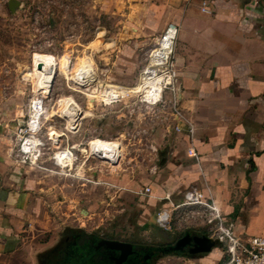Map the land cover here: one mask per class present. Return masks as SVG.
I'll return each mask as SVG.
<instances>
[{
	"label": "rangeland",
	"instance_id": "374dc122",
	"mask_svg": "<svg viewBox=\"0 0 264 264\" xmlns=\"http://www.w3.org/2000/svg\"><path fill=\"white\" fill-rule=\"evenodd\" d=\"M7 1L0 0V85L10 92L3 99L4 111L14 106L13 123L24 124L29 98L41 91L48 116L44 125L59 130L49 129L54 141L64 132V143L69 144L117 139L122 156L119 165L109 169L101 160L89 158L81 176L75 177L56 172L51 158L56 146L47 141L39 166H24L36 185L30 242L0 264H40L66 229L145 246L172 245L186 231L210 237L213 230L202 208L171 211L169 229H163L150 222V209L126 198L148 181L161 159L152 143L172 126L167 102L151 105L141 95L152 50L168 24L174 23L166 19L168 7L158 0H15L18 5L12 12ZM43 60L49 61L46 79ZM78 76L85 80L78 84ZM106 89L115 97L103 99ZM168 95L163 93V100ZM74 116L81 123L78 133L71 134L67 130L75 125ZM41 135L46 138L47 129ZM45 215L52 221L43 227ZM50 223L57 225L55 233L48 231ZM214 248L226 261V243L218 241ZM203 255L169 254L153 264H203L199 259Z\"/></svg>",
	"mask_w": 264,
	"mask_h": 264
},
{
	"label": "crops",
	"instance_id": "0c3cea01",
	"mask_svg": "<svg viewBox=\"0 0 264 264\" xmlns=\"http://www.w3.org/2000/svg\"><path fill=\"white\" fill-rule=\"evenodd\" d=\"M158 1L168 7L166 19L178 26L173 59L184 119L171 117L172 126L156 136L152 147L164 154L148 181L126 198L150 209L156 226L159 210L202 208L184 204L183 192L194 186L233 220L237 234L264 236V0ZM7 93L0 85V262L29 241L36 188L27 169L11 158L9 135L16 123L14 106L3 109ZM191 147L198 158L188 153ZM145 186L149 194L140 193ZM49 221L45 215L41 225ZM50 225L55 233L57 225ZM199 259L224 262L217 248Z\"/></svg>",
	"mask_w": 264,
	"mask_h": 264
},
{
	"label": "built area",
	"instance_id": "2783aa9c",
	"mask_svg": "<svg viewBox=\"0 0 264 264\" xmlns=\"http://www.w3.org/2000/svg\"><path fill=\"white\" fill-rule=\"evenodd\" d=\"M202 10L208 11L206 1L202 2ZM174 31L173 41L171 43L170 50L165 54L164 58H160L158 62L151 65L154 68V72L151 77L145 72L147 66L150 64L151 60L157 58L154 53L158 51L160 45L159 41L165 39L166 34L170 30ZM178 26L174 22L168 24L164 33L156 42V47L152 50L150 55L151 59L146 66L143 74L145 75L146 81H144L142 87V98L144 101L154 105L158 102H167L171 109V117L173 119H184L181 110L178 107V85H177V70L175 67V62L173 59V51L177 36ZM85 80V78L77 77V83ZM150 80V81H148ZM151 82L152 85H149ZM167 90V91H165ZM168 92L169 95L167 99L163 100V93ZM104 96L103 99H111L115 97V93L110 89H106L101 93ZM28 115L27 120L24 124L15 125L12 132V148H11V158L13 162L17 165L27 166L34 165L39 166L38 161L40 156L44 155V149L47 141H50L56 148H53L51 152L53 168L57 169V173L72 174L75 177H80L82 168L85 166L89 158H95L101 160L106 168L117 167L120 163L122 156V142L117 139H105L99 138V140H105L104 152H98V150L91 151L92 140H87L84 144H74V143H64V138L66 133L64 132L61 136H56L59 138L58 144L49 134L50 131L59 130L54 129L53 126L49 124L46 127L45 120L48 118L45 115V106L42 99V92L35 91L28 101ZM60 116V115H59ZM75 125H73L67 132L71 134H76L79 131L81 119L78 120L77 116H74ZM2 122V121H1ZM67 126V125H66ZM7 127V126H5ZM47 129V137L44 138L41 135L43 129ZM175 130L183 131L180 126H175ZM186 132L191 140L194 128L191 123L188 122ZM83 145V146H82ZM104 147V146H103ZM103 151V150H102ZM188 153L194 157L198 158L194 148H189ZM84 154L85 157L81 160V156ZM154 168V167H153ZM42 169H46L42 166ZM53 171V170H51ZM87 182H93V177L86 176L84 178ZM140 193L149 194V186H145ZM183 200L185 205H197L201 206L203 210V217L208 225H211L213 234L210 237L213 239L226 243L227 259L223 264H264V236L258 235H247L242 237L237 234L234 229L233 220L229 219L216 205L215 201L207 196L202 190L194 186H190L183 192ZM171 211L168 209L159 210L156 214V223L159 227L163 229H169L171 221Z\"/></svg>",
	"mask_w": 264,
	"mask_h": 264
},
{
	"label": "flooded vegetation",
	"instance_id": "af4514ba",
	"mask_svg": "<svg viewBox=\"0 0 264 264\" xmlns=\"http://www.w3.org/2000/svg\"><path fill=\"white\" fill-rule=\"evenodd\" d=\"M188 232L191 237L195 235L194 232ZM60 235L61 238L57 244L43 254L40 264H116L118 254L104 245H98L100 238L103 237L72 229H66ZM134 245L136 251L129 255L122 264H132L131 257L136 259L143 256L144 261L150 260L148 254L142 255L141 245ZM192 245V240H190L180 249L181 254H191L189 249Z\"/></svg>",
	"mask_w": 264,
	"mask_h": 264
},
{
	"label": "water",
	"instance_id": "95a60500",
	"mask_svg": "<svg viewBox=\"0 0 264 264\" xmlns=\"http://www.w3.org/2000/svg\"><path fill=\"white\" fill-rule=\"evenodd\" d=\"M7 5L10 11L14 12L18 2L15 0H8ZM38 68H41V64H37ZM164 152H161L162 156ZM163 161V160H162ZM162 161L160 163H162ZM192 240V248L189 249L191 254H205L210 252L214 247L218 245V241L205 234H195L190 236L186 231L181 237H179L174 244L170 245V250L181 251L180 249ZM98 245H104L106 248L116 252V264H122L129 255L133 254L136 249L133 243L127 241H120L116 239L100 238Z\"/></svg>",
	"mask_w": 264,
	"mask_h": 264
},
{
	"label": "bare ground",
	"instance_id": "6f19581e",
	"mask_svg": "<svg viewBox=\"0 0 264 264\" xmlns=\"http://www.w3.org/2000/svg\"><path fill=\"white\" fill-rule=\"evenodd\" d=\"M173 35H174V31L171 29L166 34L165 39H162V40L159 41L160 47H159L158 51H156V53H154V56H156L157 58L151 60L150 64L147 66V68H146L147 70L145 72H147L146 74H148L149 76H146V77H151L152 74H153V72H154V68L155 67H153L151 65H154L155 62H158L160 58L163 59L164 56H165V54L170 50L171 43L173 41ZM42 64L44 66L43 69H42V73H43L42 77L44 79H46L47 76H48V73H49V70H48V68H49V61L43 60ZM150 84H151V82H150ZM103 148H105V142H103V141H100V142L99 141H96V142L91 143V151L92 152L94 150H98V152H100V154H101V152L106 151Z\"/></svg>",
	"mask_w": 264,
	"mask_h": 264
},
{
	"label": "trees",
	"instance_id": "16d2710c",
	"mask_svg": "<svg viewBox=\"0 0 264 264\" xmlns=\"http://www.w3.org/2000/svg\"><path fill=\"white\" fill-rule=\"evenodd\" d=\"M170 245H162V246H145V245H141L142 247V255H146L148 254L150 257V260L148 261H144L143 256H141L140 258H134L131 257L130 262L132 264H153V261L161 256H165V255H169V254H174V255H184L181 254V251H173L170 250ZM135 246V245H134Z\"/></svg>",
	"mask_w": 264,
	"mask_h": 264
}]
</instances>
